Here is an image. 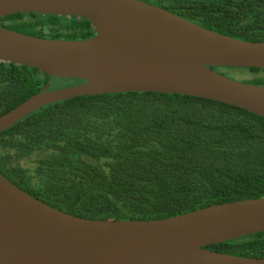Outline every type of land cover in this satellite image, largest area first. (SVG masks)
I'll return each instance as SVG.
<instances>
[{
  "label": "trees",
  "instance_id": "1",
  "mask_svg": "<svg viewBox=\"0 0 264 264\" xmlns=\"http://www.w3.org/2000/svg\"><path fill=\"white\" fill-rule=\"evenodd\" d=\"M139 1L231 38L264 42V0ZM0 26L52 40L95 34L89 21L64 16L15 14L0 19ZM246 70L252 78L243 82L264 86V70ZM51 79L0 62V116ZM0 175L40 202L79 218L162 220L264 198V119L180 95L73 98L44 106L0 134ZM206 248L264 258V233Z\"/></svg>",
  "mask_w": 264,
  "mask_h": 264
},
{
  "label": "water",
  "instance_id": "2",
  "mask_svg": "<svg viewBox=\"0 0 264 264\" xmlns=\"http://www.w3.org/2000/svg\"><path fill=\"white\" fill-rule=\"evenodd\" d=\"M15 14L85 19L84 40L45 39L0 26V62L79 84L48 90L0 116V134L34 111L102 94L194 97L264 119V86L211 68L264 70V42L203 28L139 0H0ZM264 233V198L218 204L162 220H89L54 209L0 175V264H264L207 249Z\"/></svg>",
  "mask_w": 264,
  "mask_h": 264
},
{
  "label": "rangeland",
  "instance_id": "3",
  "mask_svg": "<svg viewBox=\"0 0 264 264\" xmlns=\"http://www.w3.org/2000/svg\"><path fill=\"white\" fill-rule=\"evenodd\" d=\"M228 71L231 72H221V75L230 78L232 80L235 81H246L248 79L252 78V74L249 73V71H247L246 69H234V68H227ZM262 76H264L263 74H261ZM75 82L74 81H69L67 79H54L52 78L51 80H49L48 85H49V90H56V89H60L66 86H72L74 85Z\"/></svg>",
  "mask_w": 264,
  "mask_h": 264
},
{
  "label": "flooded vegetation",
  "instance_id": "4",
  "mask_svg": "<svg viewBox=\"0 0 264 264\" xmlns=\"http://www.w3.org/2000/svg\"><path fill=\"white\" fill-rule=\"evenodd\" d=\"M48 84V83H47ZM67 87V86H66ZM64 88V87H63ZM48 90H49V87H48Z\"/></svg>",
  "mask_w": 264,
  "mask_h": 264
}]
</instances>
